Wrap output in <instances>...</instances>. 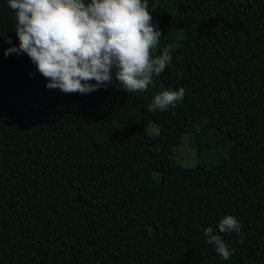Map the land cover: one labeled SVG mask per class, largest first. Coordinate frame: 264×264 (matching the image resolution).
Listing matches in <instances>:
<instances>
[{"label": "trees", "instance_id": "1", "mask_svg": "<svg viewBox=\"0 0 264 264\" xmlns=\"http://www.w3.org/2000/svg\"><path fill=\"white\" fill-rule=\"evenodd\" d=\"M148 10L163 33L151 54L172 61L144 92L115 78L87 94L46 88L0 39V264H264V0ZM14 21L0 0L18 46ZM180 87L182 101L148 111ZM185 136L188 157L176 151ZM226 214L243 243L219 232Z\"/></svg>", "mask_w": 264, "mask_h": 264}, {"label": "clouds", "instance_id": "2", "mask_svg": "<svg viewBox=\"0 0 264 264\" xmlns=\"http://www.w3.org/2000/svg\"><path fill=\"white\" fill-rule=\"evenodd\" d=\"M8 7L19 44L0 30V39L11 45L4 56L26 54L49 89L87 94L115 78L127 93L144 92L172 61L170 50L151 54L163 33L152 22L148 0H8ZM184 95L183 87L162 91L148 111H165ZM217 227L240 234L243 243L242 225L233 215H224ZM203 234L221 258H230L227 243L211 226Z\"/></svg>", "mask_w": 264, "mask_h": 264}, {"label": "rangeland", "instance_id": "3", "mask_svg": "<svg viewBox=\"0 0 264 264\" xmlns=\"http://www.w3.org/2000/svg\"><path fill=\"white\" fill-rule=\"evenodd\" d=\"M186 141H187V138L185 136L182 139V142L177 146V150H176L178 152V149H179V154L182 155L183 157L184 156L188 157V155H191V152H192V150L190 149V146L185 143Z\"/></svg>", "mask_w": 264, "mask_h": 264}]
</instances>
